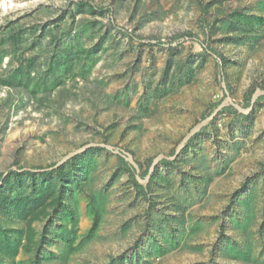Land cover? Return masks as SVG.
<instances>
[{
  "label": "rangeland",
  "instance_id": "1",
  "mask_svg": "<svg viewBox=\"0 0 264 264\" xmlns=\"http://www.w3.org/2000/svg\"><path fill=\"white\" fill-rule=\"evenodd\" d=\"M55 176L39 249L57 206L14 199ZM5 234L2 264H264L262 0H0Z\"/></svg>",
  "mask_w": 264,
  "mask_h": 264
},
{
  "label": "trees",
  "instance_id": "2",
  "mask_svg": "<svg viewBox=\"0 0 264 264\" xmlns=\"http://www.w3.org/2000/svg\"><path fill=\"white\" fill-rule=\"evenodd\" d=\"M262 3L264 4V0H262ZM258 18V17H257ZM258 19H262L261 17ZM251 93V90H250ZM121 161L123 162L122 164L128 169V168H132L133 167L128 163V161H126L124 158H120ZM164 162H169L168 160H163ZM171 163V162H169ZM61 167V166H59ZM60 172H62L60 170ZM13 173L18 174L17 171H13ZM46 173H49V171H47ZM146 173V171L144 172ZM144 173L142 175H144ZM61 174V173H59ZM153 176H151L152 178ZM58 177L55 176L54 179H52L51 181L48 182V185H45L44 187L42 186L40 189V194L39 196H26V197H19L14 199V202L16 204V206L18 207L20 216L22 218H26L28 220V229H31V222L33 219H35L36 217H38L40 214V210L42 208L47 207L48 205H50L52 202L56 204L57 208L52 212L50 219L48 220V223H46L44 225V228L42 229L41 232V237L39 239V244L38 247L40 249L41 245L45 242L49 243L48 240V236L50 235V231L49 228L53 225V222L56 220V218H58V215L61 213L60 210L58 209V207L61 206L62 211L67 209L68 204H66L65 200L66 198V189L63 188V186L59 185L56 186V184L53 185V183H56L55 180H57ZM77 179V178H76ZM133 185L135 186L136 189L141 190L143 192H146L147 186H144L143 184H141L137 178L135 177V175H133L131 177ZM70 181H67L66 183H69ZM72 182L75 185L79 184V180H73L71 181V183H69V185H72ZM44 185V184H43ZM55 187H58V190H55ZM73 189V186H71ZM52 200V202H51ZM46 211H44L43 213H45ZM96 224V222H95ZM55 230V229H54ZM57 236H63V245H64V250L61 254V256L64 258V260H67L69 257V253L75 249L74 247V239H75V234L68 232L67 230H62L61 232H57L55 230L54 234L52 237H57ZM51 240V238H49ZM0 243H1V249L4 252L10 253L12 255H14L15 253H17L18 250V241H11L10 240V236L5 234L2 236V238L0 239ZM1 257V255H0ZM0 264L1 261H0Z\"/></svg>",
  "mask_w": 264,
  "mask_h": 264
}]
</instances>
